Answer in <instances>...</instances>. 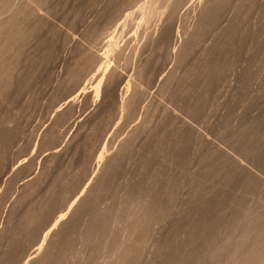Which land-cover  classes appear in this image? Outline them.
<instances>
[{
	"label": "rangeland",
	"instance_id": "rangeland-1",
	"mask_svg": "<svg viewBox=\"0 0 264 264\" xmlns=\"http://www.w3.org/2000/svg\"><path fill=\"white\" fill-rule=\"evenodd\" d=\"M203 2L0 0V133L12 136L0 145V264L17 240L14 262L3 264H49L65 223L127 140L111 185L95 201L99 214L120 209L137 185L129 212L121 222L110 218L101 239L88 238L92 220L83 213L67 231L73 242L61 264H120L113 249L130 242L141 246L136 264H161L173 239L186 255L191 206L215 191L230 198L201 254L223 244L237 210L243 221L264 210V163L256 157L264 151V0H230L183 54L203 20ZM212 60L222 70L208 86L202 68ZM246 175L257 181L253 187ZM153 185L161 194L150 201L167 202L168 211L153 206L142 241L129 228ZM50 203L25 232L27 214ZM231 254L224 250L222 262Z\"/></svg>",
	"mask_w": 264,
	"mask_h": 264
},
{
	"label": "bare ground",
	"instance_id": "bare-ground-1",
	"mask_svg": "<svg viewBox=\"0 0 264 264\" xmlns=\"http://www.w3.org/2000/svg\"><path fill=\"white\" fill-rule=\"evenodd\" d=\"M180 1L182 2V0H180ZM229 2H230V0H205V2H203V3L206 4V5L204 4L205 9H203L204 10L203 11L204 12L203 20L199 24L198 28L196 27V32H194V33L192 32V36L189 35L190 36V39L188 40V38H187V40H188L187 43L186 44L184 43L185 46L183 45L184 47H182L184 49L183 50V54H187V53L190 54L189 51L191 50L190 48L192 47V45L198 40V37H200L201 34L203 35V33H205L207 31V29L210 28V26L212 24L214 25V23L216 22V17L218 15V13L220 12V10H222L223 8H225L224 6H227L226 4H229ZM235 27H236V25L230 27L228 29V31H231L232 29H235ZM191 31H193V30H191ZM168 36L170 37V36H172V34L169 32L168 33ZM182 43H183V41H182ZM219 43L220 42L217 43L218 44L217 47L219 46ZM180 46H182V45H180ZM180 50H181V47H180ZM181 53H182V51H181ZM49 54L50 53L48 52L46 56L48 57ZM185 56L186 55H184V57ZM48 58H50V57H48ZM177 60H179V59H177ZM213 62H215V61H213ZM178 63H179V61H178ZM212 63L211 64L209 63L208 65H207V63H205L204 65H206V66L205 67L203 66V68H202V73L206 75L205 76L206 77V83H208V86H211L212 85V83L214 82V80L217 78L216 76L222 70V68L220 66H218V64H216V62L214 64H212ZM216 66H218V67H216ZM214 67H216V68H214ZM212 68H214V69H212ZM173 77L175 78V76H172V78ZM190 93H193V92H190ZM189 95H191V94H189ZM133 98H135V97H133ZM201 102H204V101L202 100ZM196 103H197V101H196ZM128 105H130V104H128ZM198 105H197V107H198ZM198 108H197V110H198ZM195 112H196V109H195ZM185 131L187 132V130H185ZM189 134L190 133H188V135L186 134L185 136L182 137L183 140L181 141V147H180V150L178 149L179 152L177 153L178 156H179V158H181L183 152H185L183 150L184 149L186 150V148H184V147L188 143L187 142V138H188L187 136H189ZM10 137H12V136H10V132H8L7 130H5V131L3 130V132L0 133V145L3 144L2 146H4L5 144H7V142L10 141V140H8ZM131 137H133V136H131ZM128 143H129L128 140L127 141H124L121 149L119 147V149H120L119 152H117L116 156L114 155V157H113L114 159L113 160H110L111 161L110 163L108 162L109 165L107 166V168L105 169V171L103 172V174L102 175L100 174L101 176H100L99 180L97 181L98 183H97L96 187L93 189L92 193L91 194L89 193L90 195L89 196L87 195V197L82 200L81 204L79 205V208L76 209L75 212L73 213V217L71 218V220L65 223L66 226L64 227V230L59 235V238H58L59 240H57L55 243H53L52 244L53 246L51 245L52 247H51V250L50 251H51V253H53L55 255L50 256L51 260H50L49 264H61V261H62L64 255H65V252H67L69 246H71V244L73 242L72 241L73 238H70L69 237V235L71 233L68 235L67 231H68V229H71V231H72L73 230V227L76 226V225H78L77 223L79 222V218L83 215V213L88 212L90 214V216H91V220L92 221L90 220L91 221L90 223H92V224H89V227L87 228V230H88L87 235H88V238H92V239H94L93 237L95 235H96V238L95 239H97V237L101 239V237L103 235H105L103 233H104V231L107 228V225H108V223L110 221V218L113 219V221H119V222L123 221V217L125 215V212H127L128 211V208H129L128 207L129 199L131 200L130 197L134 196L135 190L137 188H139L137 185L136 186L133 185V186H131L128 189L129 192H128V195L126 196V198H127L126 200L127 201L124 204L125 206H122L120 209H116L117 207L115 208L114 207L115 205L114 206L112 205L113 207L106 208V210H105L106 212L104 211L105 213L103 212V214H99L98 213V210H96V204L97 203H96L95 200H96V198L98 199V197H100V196H97L99 194V191L106 190L111 185L110 179L113 178L112 175H114L113 173H115L116 170H117L116 169L117 168V163L116 162L126 153V151L128 149V145H129ZM155 150L157 151V148ZM158 151H159V149H158ZM177 154H175V156H174L175 158H176ZM184 155L185 154H183L182 158L184 157ZM256 157H257V160L259 159L261 163H264V151L262 149H260V150L257 151ZM150 163H151L150 161L149 162H146L145 163V167H148V165ZM120 164L121 163H119V167L121 166ZM151 164H150V166H151ZM180 165H182V164H180ZM145 167L143 168V171H144ZM146 170H148V169H146ZM226 179H227L226 180L227 183H231V184H234L235 183L236 184V182H238V179L237 178H233V177L229 178V177H227ZM170 180H173V179H170ZM255 182H257L255 180V178H253L250 175H246V183H247V186H252L253 187L254 184H255ZM176 183L177 182H173L172 183L173 184L172 186L174 188L173 191L177 187L176 186ZM147 191H148V193H147V195H146V197L144 199V200H146L147 203L145 204L143 202L142 206H140V209L133 212V214H132L133 217L131 215L132 222L130 223V228H129L131 230L130 232H132V234L133 233L135 234L136 232H139L140 235L143 237V238H141L142 241L145 239V236L148 233V230H149L150 225H151V222H150V220L148 218V215L156 207H158V209L160 208L161 211H165V212L168 211V204H167V202H166L165 205H161L162 203L160 204L157 201H154V202L150 201V198L152 197V195L154 197L158 198V196L161 194V188L158 185L150 186L149 190H147ZM171 194H173V192ZM171 197H172V195H171ZM147 198L149 200H147ZM212 198L213 199H210L209 201H206V200H204L203 202L202 201L201 202L200 201L199 202L197 201L196 204L194 202L192 204V206H191V212H190L191 213V216H190L191 219L189 220V222L192 225L190 226V232H189V238H188V245H189L188 247H189V250L187 249L188 251H186V255L183 254L184 252L182 253V251H181L182 249H181L180 245L177 243V240H174L173 239L172 241H170V242L168 241L167 242V243H169V245L167 244L168 245V250H167L168 252L166 253L167 256H165V258H163L164 260H163V262L161 264H169L171 262L172 263L175 262L176 264H207L208 260H211L212 261V264H264V210L260 211L259 213L258 212H255V213L252 212V213H250V217L246 221H243V219L240 218L241 216L238 217V215L241 214L240 213L241 211L240 210L238 211L236 209L237 211L235 210L236 212L235 211L234 212L235 213L238 212L237 213L238 214L237 215L238 218L236 217L237 222H236L235 216L233 215L235 220L234 221L232 220V221L234 223L233 224L230 223L231 225L229 224L230 226L226 230V235L227 236H226V239L224 240L223 244H221L219 246L218 245L217 246L215 245L216 247H214V249L211 252H209V255L201 254V252H203L201 250L204 249L203 248L204 245L207 244V243H209L211 240H213L216 237V234H215L214 230H215V228L218 229L217 228V225H218L219 221L221 220L220 219V217H221L220 214H221L223 208L226 205V201H228L229 200L228 198H230V197H227L223 192L219 193V192L215 191V192L212 193ZM233 201H235V200H233ZM239 201H240L239 207H241V204L243 203V199H242V201H241V199ZM130 202H132V200ZM235 203H236V201H235ZM144 204H145V206H143ZM231 204H232V202H231ZM233 204H234V202H233ZM52 205H53L52 203H50L48 205H44V207L42 209L40 208L41 210L37 211L36 214H30V215L27 214V216H26V221H27L26 224L27 225L25 224L26 227L24 228L25 229V232L26 231L27 232L32 231L31 230L32 229L31 226L32 225H35L37 223V221L42 218V216H45L44 214L48 213V210L51 209L50 207ZM153 206L154 207L156 206V207L153 208ZM234 209H235V207H234ZM188 210H190V209H188ZM239 218H240V220H241L242 223L240 222ZM97 226H99V227L97 228ZM30 227H31V229H30ZM96 228L98 229L97 231H96ZM193 228H194V230H192ZM75 229H76V227L74 228V230ZM237 231H239L240 237H239V239L237 238L238 240L236 239V242H235L234 236L236 234H234V233H236ZM25 232H22V234L23 233L25 234ZM32 233H34V232H32ZM105 233H106V231H105ZM25 235H27V234H25ZM182 235H183V233H182ZM237 235H238V233H237ZM28 236H30V235H28ZM28 236H23V237H28ZM32 236H34V235L32 234ZM111 238H113V237H111ZM182 238H184V237H182ZM175 239H177V238H175ZM14 241H16V239H14ZM91 241L92 240H90V242ZM98 241H99V239H98ZM98 241L96 240V243H98ZM136 241L134 240V242H136ZM99 242H101V241H99ZM15 243H16V246H14V249H11V251L7 252V254L2 259V264H3V262L7 263V262H12L14 260V258H13L14 253L17 254V252H15L16 251L15 249L18 248V245H20L19 243H21V242H20V240L19 241L17 240ZM186 243H187V241H186ZM212 244H213V242H212ZM121 245L118 244V246H116V248L114 247L115 249H113V250H115L114 251V254H115V256H117V258H118L117 260L120 262V264H136L137 261H138V257H139L138 256L139 255L138 254L139 253V249L141 247L140 246V243L138 245V244H134L133 242L132 243L130 242V244L127 245V246H124V245L121 246ZM205 246H207V245H205ZM19 249H20V247H19ZM226 249L227 250L230 249V251L232 253L231 254V259H229V261L222 262V256H224L223 255V251L226 250ZM54 251H55V253H54ZM242 252L244 254H242ZM112 253H113V251H112Z\"/></svg>",
	"mask_w": 264,
	"mask_h": 264
}]
</instances>
